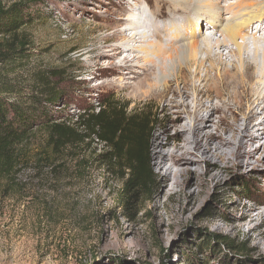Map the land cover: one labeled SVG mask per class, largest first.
<instances>
[{
	"label": "rangeland",
	"instance_id": "obj_1",
	"mask_svg": "<svg viewBox=\"0 0 264 264\" xmlns=\"http://www.w3.org/2000/svg\"><path fill=\"white\" fill-rule=\"evenodd\" d=\"M123 1L40 0L34 8L35 20L22 29L34 46L31 63L10 77L28 86L35 67L62 68L63 76L58 79L61 101L54 112L68 119L84 107H95L107 94L127 103L129 110L143 106L154 109L159 124L145 148L150 189L143 191L133 206V215L128 216L122 201L114 198L121 186L118 175L107 173L103 163L93 159L104 150L95 137L82 148L91 160L84 177L78 176L69 162L56 172L47 165L37 169L30 163L14 181L0 179V264H264V155L244 153L228 163L214 156L211 161L190 165L173 191L164 185L153 164V144L178 137L192 114L190 108L187 113L180 112L183 116L177 125L172 124L168 114L175 117L177 109L169 106L172 100H180L175 91L179 88L191 94L196 87L201 103H217L215 89L211 88L213 79L220 82V78L217 70L201 66L192 79L184 67L178 72V84L172 80L164 98L134 95L131 88L122 87L126 79L118 81L120 76L136 73L118 67L123 55L110 56L104 42L106 37L108 43L121 40L115 32L124 28V18L135 0ZM154 1H148L147 7L154 20L164 22L174 14L168 1L159 5ZM139 3L146 6L143 0ZM156 8L158 11H154ZM185 15H191L189 8L182 14L175 10L174 16ZM255 26L260 23L252 24L247 36L255 33ZM261 26L256 32L259 36L264 35V19ZM206 28L203 24L198 35L204 32L209 37ZM2 66L0 62V70ZM219 73L223 77V68ZM202 77L205 84L197 81ZM131 82H135L133 78ZM220 90L219 99L227 101L231 110L222 107L215 121L224 115L232 123L246 111L252 94L240 89L237 101H228L232 88L222 86ZM43 139L40 130L35 137L38 147ZM262 141L255 140L250 148L259 147ZM226 151L229 155L233 149ZM242 184L253 188L251 199L243 197L247 191ZM145 196L149 198L143 200ZM243 213L249 217L240 218ZM249 218L253 220L249 222ZM212 233L241 244L244 250L226 248L219 252L215 244L211 251L204 239Z\"/></svg>",
	"mask_w": 264,
	"mask_h": 264
},
{
	"label": "bare ground",
	"instance_id": "obj_2",
	"mask_svg": "<svg viewBox=\"0 0 264 264\" xmlns=\"http://www.w3.org/2000/svg\"><path fill=\"white\" fill-rule=\"evenodd\" d=\"M139 1L135 0L129 7L124 28L115 32L121 40L108 43L106 37L104 42L110 56L123 55L118 67L125 69L124 72L134 70L136 73L120 76L118 81L126 79L122 87L131 88L134 95L164 98L169 83L175 80L178 84V72L184 67L189 69L192 79L197 77L201 66L205 70H217L220 78V82L213 79L211 88L215 89L217 103H201L198 99L200 90L196 87L191 94L179 88L175 91L180 100H172L174 103L169 106V109H177L175 117L172 118L171 112L168 114L172 124L177 125L183 116L180 112L187 113L190 108L192 114L187 116L188 125L178 132L180 137L167 139L165 144L156 140L153 144V164L164 185L173 191L190 165L211 161L214 156L228 163L244 153L264 155V35L256 34L264 19V0H234L227 4L222 3L226 0H155L157 5L161 1L171 3V13L175 14L177 10L182 14L189 8L192 15L178 17L173 14L164 22L154 20L152 12H148L150 0H143L146 6L140 5ZM154 11H158L157 8ZM258 23L260 26H255V33L247 36L246 30ZM203 24L208 27L204 31L211 34L209 37L204 32L198 35ZM221 68L223 77L219 73ZM251 68L252 73H248ZM197 81L205 84L206 79L197 78ZM222 86L232 88L228 101H237L240 89L252 94L246 111L241 117H234L232 123L224 115L215 121V114L221 112L222 107L231 110L227 101L219 99ZM256 118L257 122H253ZM223 124L225 127H221ZM261 139L259 147L250 148L255 140ZM228 149H233L229 155ZM246 217H249L248 213H243L240 218ZM252 220L249 218V222Z\"/></svg>",
	"mask_w": 264,
	"mask_h": 264
},
{
	"label": "trees",
	"instance_id": "obj_3",
	"mask_svg": "<svg viewBox=\"0 0 264 264\" xmlns=\"http://www.w3.org/2000/svg\"><path fill=\"white\" fill-rule=\"evenodd\" d=\"M39 3L40 0H0V37L4 39L0 43V179L14 181L30 163L37 169L47 165L56 172L65 162L84 177L91 160L82 148L95 137L104 150L93 159L103 163L107 173L118 175L121 186L115 201H122L121 207L132 216L139 196L151 185L145 148L159 124L157 112L148 106L129 110L127 103L107 94L95 107H84L68 119L54 112V106L61 101L58 79L63 76L62 68L35 67L28 86L10 77L31 63L34 46L22 29L35 20L34 8ZM40 130L44 139L38 147L35 137ZM242 188L247 191L243 197L251 199L253 188L248 184H242ZM204 242L211 251L215 244L219 252L226 248L244 250L241 244L220 234H206Z\"/></svg>",
	"mask_w": 264,
	"mask_h": 264
}]
</instances>
